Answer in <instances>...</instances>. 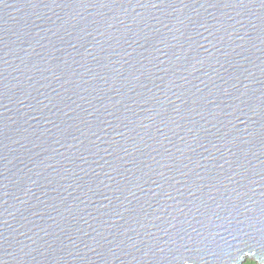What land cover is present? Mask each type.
Listing matches in <instances>:
<instances>
[{
    "label": "water",
    "instance_id": "obj_1",
    "mask_svg": "<svg viewBox=\"0 0 264 264\" xmlns=\"http://www.w3.org/2000/svg\"><path fill=\"white\" fill-rule=\"evenodd\" d=\"M264 264V0H0V264Z\"/></svg>",
    "mask_w": 264,
    "mask_h": 264
},
{
    "label": "trees",
    "instance_id": "obj_2",
    "mask_svg": "<svg viewBox=\"0 0 264 264\" xmlns=\"http://www.w3.org/2000/svg\"><path fill=\"white\" fill-rule=\"evenodd\" d=\"M244 264H256V263L253 261L247 260Z\"/></svg>",
    "mask_w": 264,
    "mask_h": 264
},
{
    "label": "rangeland",
    "instance_id": "obj_3",
    "mask_svg": "<svg viewBox=\"0 0 264 264\" xmlns=\"http://www.w3.org/2000/svg\"><path fill=\"white\" fill-rule=\"evenodd\" d=\"M247 261V260H246ZM251 261V260H250Z\"/></svg>",
    "mask_w": 264,
    "mask_h": 264
}]
</instances>
